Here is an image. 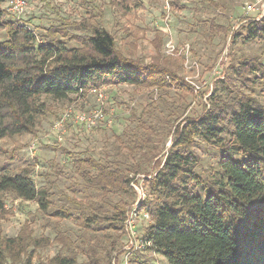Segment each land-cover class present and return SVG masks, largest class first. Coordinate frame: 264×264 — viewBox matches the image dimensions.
Listing matches in <instances>:
<instances>
[{
	"label": "rangeland",
	"instance_id": "rangeland-1",
	"mask_svg": "<svg viewBox=\"0 0 264 264\" xmlns=\"http://www.w3.org/2000/svg\"><path fill=\"white\" fill-rule=\"evenodd\" d=\"M254 1L169 0L167 12L164 0H27L19 16L10 13L5 2L1 5L5 19L25 24L44 38L46 30L55 26L66 29V38L77 39L88 35L93 27L103 28L112 34L124 56L145 63L158 61L182 78L162 90L109 83L97 86L95 92L89 87L64 100L40 98L46 112L37 118L34 131L0 141V168L5 167L8 173L28 169L35 186L50 191L51 206L44 212L35 201L4 194L0 241L22 233L48 242L42 246L31 243L17 262L8 260L4 264H51L53 256L66 254L68 244L78 253H85L86 245H90L97 257L110 260V264H168L160 253L141 241L150 220L138 222V239L131 246L124 228L123 234L109 229L107 220L99 225L106 228L96 230L94 225L87 230L75 219H58L51 213L57 208L77 211L76 206H86L85 210L90 207L100 214H110L116 204L128 200L116 192L88 188L74 171V159L90 155L133 164L149 152L154 158L146 168L140 166L145 170L139 174L152 177L154 163L164 159L175 139L174 128L186 118L203 114L214 103L230 104L234 97L230 91L241 87L236 80H243L241 91L264 106V77L242 73L235 76L232 72L244 60L264 63V41L232 42L234 32L239 30L238 19H253L255 13L247 14L245 3ZM226 26L229 32L224 39L222 30ZM0 38H5L3 28ZM96 110L104 118L93 127L75 120L80 114ZM66 112L69 117L59 125ZM194 150L201 162L199 173L214 178L220 149L200 142ZM148 197L147 188L145 202ZM61 237L63 242L59 241ZM83 258L80 255L79 261Z\"/></svg>",
	"mask_w": 264,
	"mask_h": 264
},
{
	"label": "trees",
	"instance_id": "trees-1",
	"mask_svg": "<svg viewBox=\"0 0 264 264\" xmlns=\"http://www.w3.org/2000/svg\"><path fill=\"white\" fill-rule=\"evenodd\" d=\"M5 1L0 0V28L5 33V38H0V141L34 131L37 118L46 112L44 102L39 101L43 96L64 100L109 83L162 90L182 80L158 61L145 63L124 56L112 34L103 28L93 27L81 39L66 38V29L58 26L47 29L46 38L35 34L25 24L5 19L1 8ZM240 19L232 42L264 41V16L246 22ZM222 31L225 39L229 26ZM232 72L235 76L264 77V63L244 60ZM236 81L243 86V80ZM241 87L230 91L234 95L230 104L214 103L203 114L176 126L175 139L164 159L154 163L156 171L146 180L149 197L143 207L150 214V224L144 236L168 264H264V106ZM200 142L221 151L214 178L199 173L201 162L194 149ZM149 155L144 153L133 164L90 155L74 159V171L88 188L116 192L128 200L116 204L110 214L76 206L77 211L57 208L51 215L75 219L87 230L94 225L96 230L106 228L99 225L107 220L109 229L122 232L127 205L134 201L129 183L144 173L154 158ZM6 193L35 201L44 212L51 206L50 191L37 188L25 168L15 173L0 168V210ZM47 242L22 233L4 238L0 241V264L17 262L31 243L42 246ZM85 248V253H78L68 244L66 254L53 256L50 263L110 264V260L97 257L90 245Z\"/></svg>",
	"mask_w": 264,
	"mask_h": 264
},
{
	"label": "built area",
	"instance_id": "built-area-1",
	"mask_svg": "<svg viewBox=\"0 0 264 264\" xmlns=\"http://www.w3.org/2000/svg\"><path fill=\"white\" fill-rule=\"evenodd\" d=\"M5 8L12 14L19 16L21 15L25 8L27 7V0H6ZM169 0H164V9L169 11ZM245 12L247 14L255 13L253 19L260 20L264 16V0H255L254 2L245 3ZM167 16V15H166ZM95 92L96 87L92 88ZM101 95V94H100ZM67 117H69V112L62 114V118L60 119L59 125L64 122ZM104 115L100 111H93L89 114H80L75 117V120L85 124L87 127L95 126L99 121H102ZM150 178V176H145L138 174L133 177L130 181V187L134 190L136 194V200L134 204L130 206L126 210L124 224V232L127 237V241L129 240V244L134 245L133 241H137L138 236L136 233V226L140 220L149 221L150 214L144 208L139 209L138 205L143 203L147 198V188L145 186L144 180ZM144 242L143 245L151 246V242L144 236L141 240ZM141 242V243H142Z\"/></svg>",
	"mask_w": 264,
	"mask_h": 264
}]
</instances>
